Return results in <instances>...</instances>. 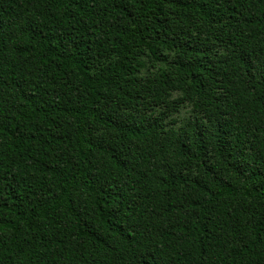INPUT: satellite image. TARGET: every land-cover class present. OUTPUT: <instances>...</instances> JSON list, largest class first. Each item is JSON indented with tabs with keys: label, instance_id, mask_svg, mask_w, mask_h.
<instances>
[{
	"label": "trees",
	"instance_id": "trees-1",
	"mask_svg": "<svg viewBox=\"0 0 264 264\" xmlns=\"http://www.w3.org/2000/svg\"><path fill=\"white\" fill-rule=\"evenodd\" d=\"M0 264H264V0H0Z\"/></svg>",
	"mask_w": 264,
	"mask_h": 264
}]
</instances>
